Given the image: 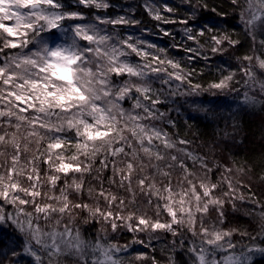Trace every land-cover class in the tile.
<instances>
[{"label": "clouds", "instance_id": "9594fccd", "mask_svg": "<svg viewBox=\"0 0 264 264\" xmlns=\"http://www.w3.org/2000/svg\"><path fill=\"white\" fill-rule=\"evenodd\" d=\"M177 3L198 21L183 36L206 32L192 56L152 42L139 19L107 15L123 7L109 0H89L84 8L96 11L61 21L56 35L29 32L19 51L0 28V240L17 249V264H264V0H224L226 16L213 8L207 21L204 0ZM30 12L5 0L0 24L35 21ZM42 45L78 58L56 60L72 83L52 77ZM248 120L259 139L240 123ZM252 143L258 169L221 162Z\"/></svg>", "mask_w": 264, "mask_h": 264}, {"label": "snow or ice", "instance_id": "6c2138e0", "mask_svg": "<svg viewBox=\"0 0 264 264\" xmlns=\"http://www.w3.org/2000/svg\"><path fill=\"white\" fill-rule=\"evenodd\" d=\"M5 0H0V3H4ZM22 6L26 9H31L30 16H35L36 20L33 21L31 19L28 20L27 23H23L20 25H12V26H6L5 24H0V28H2L5 32L8 33V36L10 38L8 47L11 50L19 51V49L23 46V44L28 43V41L31 39V36H29V32L32 33V36L37 35L36 29L39 28L40 32L39 35H56L58 31L61 30L62 24L61 21L68 23H77L81 17L79 15V9L73 10L71 7L70 0H20ZM102 2V0H94V3H96L98 6ZM78 3L86 7L89 3V0H78ZM189 3H191V0H189ZM149 14H152L151 8L148 9ZM164 12H174L175 9L173 7H165L162 9ZM158 13L161 12V8H158L156 10ZM153 19L160 21L163 20L165 23H175V21L171 19H167L164 16L161 15H154ZM180 23L184 24L187 27L188 22L187 21H180ZM121 25H123V22H121ZM27 29V31H25ZM189 35L188 39L189 41H192L193 43L196 42V37H204L206 36V32H197L193 29H188ZM165 35H169L167 32H165ZM23 37V40L21 39ZM86 39L91 40L92 37H86ZM2 43V42H0ZM185 51L192 53L194 49L192 47H188L185 49ZM67 52V49H61L60 47H56L55 49H49L46 45H42L40 53H38V57L41 60L47 61V67L48 68H55V71L52 72V77H54L56 80L60 81H67L68 83H72V75H71V68L67 67L64 63L57 64L56 60H62L65 61L67 65H72L77 62L78 58H73L71 55H65L64 53ZM155 59H159L156 57ZM3 63V62H0ZM45 68H42L41 71H45ZM117 74H119V71L117 70ZM215 87H220L219 84L214 85ZM74 91L80 93L81 89L79 87H75ZM13 95H15L13 93ZM49 95L54 96L55 93H49ZM80 100L86 99V97L81 94L78 97ZM16 100L18 101V109L20 111H26V109L23 108L22 103H20V97H16ZM61 101H63V97L60 98ZM3 105H0V108H3ZM55 147L59 148L60 145H55ZM114 166V165H113ZM203 166V165H202ZM71 166H62L61 169H58L59 171H63L65 174L68 173L69 168ZM181 168H184L185 165L181 163ZM75 171H80L79 168L74 169ZM13 173L10 171L9 175H12ZM141 186H143V182H141ZM11 187L15 190L16 185L12 184ZM203 188V185L201 186ZM31 195V193H30ZM205 195H208V191L205 190ZM8 193H4V197L7 198ZM21 203H26L24 201H21ZM36 211L38 213L45 211V209L41 208L39 205L36 206ZM63 211V209H62ZM174 215V213H173ZM109 217H111V213L108 214ZM3 217H0V220H3ZM21 228H23L25 225L20 220L15 221ZM140 224H144L145 221L141 219L139 221ZM154 228H163L165 225L163 224H156L153 225ZM113 228H116V225H113ZM30 230V229H29ZM70 235V234H69ZM17 252V249L15 247H10L8 245H5L3 240H0V264H5V261L8 262V264H17V260L22 258L15 255Z\"/></svg>", "mask_w": 264, "mask_h": 264}, {"label": "trees", "instance_id": "16d2710c", "mask_svg": "<svg viewBox=\"0 0 264 264\" xmlns=\"http://www.w3.org/2000/svg\"><path fill=\"white\" fill-rule=\"evenodd\" d=\"M109 3L122 5L123 7L118 8H110L107 10V15L115 16V15H126L130 16L133 19H139L143 26L148 29L151 28L154 32V36L148 37L152 42L156 43L157 45L163 46L165 48H170L171 43L175 42L177 47L174 49H170L171 53L177 57L183 56H192L193 54L190 52L185 51L188 47H194L195 44L192 41L187 40L186 37L183 36L181 29L185 26L184 24L180 23V21H187V26H196L198 21H194L189 19L190 13L188 9L191 5H181L177 3V0H109ZM204 3L207 7L202 8L201 11L204 13L203 16L200 17V20L207 21L208 19L215 17L216 12H222L226 16L225 12V3L224 0H204ZM155 4L157 7L161 8V15L166 17L167 19H171L175 21V23H161V29L156 30L157 20H153L151 16H149V5ZM73 10H76V6L71 5ZM165 7H173L175 9L174 12L168 13L164 12L162 9ZM133 9L132 11L126 12L125 9ZM215 9L216 12H212L211 9ZM80 11L84 12H91L96 11L95 9H85L83 6L79 7ZM98 15H104V12H97ZM224 18L218 17L217 19ZM129 26V25H126ZM134 27H138L137 25H131ZM119 27L122 31L123 25L116 26ZM167 32L169 35L162 34ZM162 33V34H161ZM172 37V38H171ZM173 39V41H171ZM192 66L197 70L203 67V61H199L198 59L192 61ZM233 123H236L235 121ZM245 128L246 131L250 136H255L257 139L260 138V133L258 129V125L255 121L248 120L246 124L244 122H240ZM232 125H229L231 129ZM171 130V129H169ZM178 131L182 134L184 129L181 127ZM193 139H197L193 137ZM229 157L232 160H229ZM259 157L260 151L258 146L255 143L249 145L246 150L237 149L236 151H226L224 156L221 158V162L225 164H231L232 161L239 166L240 164H255L257 169L260 167L259 164ZM188 166L191 168L192 164L189 161ZM218 173H213V178L215 179ZM4 232H7L6 229H0ZM129 239L131 235L126 234ZM142 251H147V249H142Z\"/></svg>", "mask_w": 264, "mask_h": 264}, {"label": "rangeland", "instance_id": "374dc122", "mask_svg": "<svg viewBox=\"0 0 264 264\" xmlns=\"http://www.w3.org/2000/svg\"><path fill=\"white\" fill-rule=\"evenodd\" d=\"M161 23H164V22H162V21H160V22H157V24H156V27L157 28H155L156 30H160L161 29ZM6 26H12V22H6V24H5ZM123 30L124 31H129V30H131V31H136V29H137V27H134V26H131V25H129V26H126V25H123ZM162 34V33H161ZM163 36H161L162 38H164V35H165V33L164 34H162ZM172 38V37H171ZM171 41H173V39H171ZM129 235H131L130 233H128Z\"/></svg>", "mask_w": 264, "mask_h": 264}]
</instances>
